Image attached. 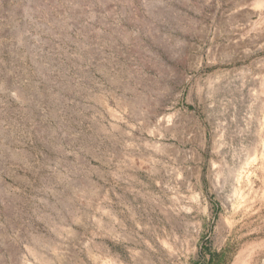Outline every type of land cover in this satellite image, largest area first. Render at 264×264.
<instances>
[{"label": "rangeland", "instance_id": "obj_1", "mask_svg": "<svg viewBox=\"0 0 264 264\" xmlns=\"http://www.w3.org/2000/svg\"><path fill=\"white\" fill-rule=\"evenodd\" d=\"M263 86L264 0H0V264H264Z\"/></svg>", "mask_w": 264, "mask_h": 264}, {"label": "bare ground", "instance_id": "obj_2", "mask_svg": "<svg viewBox=\"0 0 264 264\" xmlns=\"http://www.w3.org/2000/svg\"><path fill=\"white\" fill-rule=\"evenodd\" d=\"M262 94L264 93V86H263V88L261 89V91H260ZM257 110H258V112H259V114L263 111V113H264V109L262 108L261 109V107L260 108H257ZM257 120H258V122H259V125H260V130H263L264 131V120L262 119V118H260V117H258L257 118ZM263 155V154H262ZM238 192V190L237 189H235V194Z\"/></svg>", "mask_w": 264, "mask_h": 264}]
</instances>
